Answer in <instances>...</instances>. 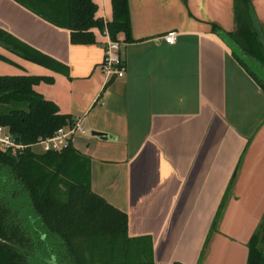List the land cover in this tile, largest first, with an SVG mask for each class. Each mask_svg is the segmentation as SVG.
<instances>
[{"label": "crops", "instance_id": "1", "mask_svg": "<svg viewBox=\"0 0 264 264\" xmlns=\"http://www.w3.org/2000/svg\"><path fill=\"white\" fill-rule=\"evenodd\" d=\"M93 1L95 16L110 19L111 0ZM239 3L127 0L131 39L117 33L124 69L110 76L106 32L93 27L95 42L73 43L68 28L0 0V28L57 62L0 42V74L51 78L33 89L81 119L88 131L71 140L90 158L92 191L126 214L127 236L150 237L154 264H245L264 216V90L254 76L264 79V65L248 58L252 74L224 34ZM248 12L264 45V0H249Z\"/></svg>", "mask_w": 264, "mask_h": 264}, {"label": "trees", "instance_id": "2", "mask_svg": "<svg viewBox=\"0 0 264 264\" xmlns=\"http://www.w3.org/2000/svg\"><path fill=\"white\" fill-rule=\"evenodd\" d=\"M16 1L68 28L73 43L95 42L93 27L111 39L119 40L118 32L123 33L124 41L131 39L127 0H111L108 20L95 16L93 0ZM248 9L249 0L234 5L235 28L224 34L233 42L235 59L251 72L248 58L264 65V45ZM0 42L32 61L47 66L57 63L1 28ZM254 76L264 90V79ZM42 79L51 80L33 74H0V124L9 128L15 140L26 144L15 153L0 150V264H154L150 237L127 236L126 214L92 191L90 158L71 139L60 150L36 151L30 145L73 122L70 114L59 112L54 101L33 89ZM26 197L41 221L35 239L29 240L24 236L30 234L29 216L21 213ZM221 207L220 203L209 231ZM23 215L26 217L19 219ZM263 240L264 216L246 243L245 264H264ZM36 243H44L46 252L40 248L35 255L31 249Z\"/></svg>", "mask_w": 264, "mask_h": 264}, {"label": "built area", "instance_id": "3", "mask_svg": "<svg viewBox=\"0 0 264 264\" xmlns=\"http://www.w3.org/2000/svg\"><path fill=\"white\" fill-rule=\"evenodd\" d=\"M174 31H166L163 35L165 42H172L174 39ZM106 35H108L106 33ZM120 42L119 40L111 39L109 36L104 44V56L101 61V66L105 72L112 76L116 74L120 76L123 74V61L120 55ZM87 128L82 124L80 118H73L72 123L59 126L53 134L45 137H38L37 140L30 145L36 151L45 150H60L68 139H72L77 134L85 133ZM26 144L15 140L13 133L9 128L0 124V150H11L16 152L19 149L24 148ZM34 145H39V149H35Z\"/></svg>", "mask_w": 264, "mask_h": 264}, {"label": "rangeland", "instance_id": "4", "mask_svg": "<svg viewBox=\"0 0 264 264\" xmlns=\"http://www.w3.org/2000/svg\"><path fill=\"white\" fill-rule=\"evenodd\" d=\"M34 148L38 150L40 147H39V145H34ZM22 201H23V203L21 204V206H22L21 207V213L29 216V217H27L26 220L29 221L28 222L29 226L27 228H28L30 234L24 233L25 239L29 240V238L31 239L33 237L35 239L36 229L39 226V224H41L40 218L35 213L29 198L26 197ZM26 215L20 216L19 219L23 220L26 217ZM36 244H37L36 247H34V248L32 247V249H31L32 252L35 251V255L37 252L36 250H40V248L42 249V252H44V251L46 252V247L44 246V243H36ZM28 248H29V246H28ZM32 258H33V256H32ZM40 264H42V263H40Z\"/></svg>", "mask_w": 264, "mask_h": 264}, {"label": "water", "instance_id": "5", "mask_svg": "<svg viewBox=\"0 0 264 264\" xmlns=\"http://www.w3.org/2000/svg\"><path fill=\"white\" fill-rule=\"evenodd\" d=\"M90 133L97 135L100 138H114V135L103 130L92 129Z\"/></svg>", "mask_w": 264, "mask_h": 264}]
</instances>
